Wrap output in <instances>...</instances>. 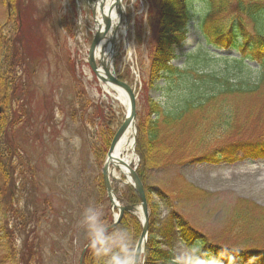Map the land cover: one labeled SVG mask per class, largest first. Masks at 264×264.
Wrapping results in <instances>:
<instances>
[{
    "label": "trees",
    "instance_id": "16d2710c",
    "mask_svg": "<svg viewBox=\"0 0 264 264\" xmlns=\"http://www.w3.org/2000/svg\"><path fill=\"white\" fill-rule=\"evenodd\" d=\"M145 1L150 34L145 88L153 89L158 98L146 96L142 113L137 114L135 151L143 184L148 171L207 162L214 155L226 161L240 159L237 153L264 156V0ZM2 3L9 6L10 17L0 25V264H41L38 248L27 238L19 246L18 237L34 232L25 229L34 224L36 215L22 203L26 184L36 183L19 135L31 122L43 124V129L48 125L41 116L46 112L30 110L27 91V64L42 41L37 23L34 30H22L25 10L20 0ZM190 26L201 34L204 45L181 54L183 64L175 66L177 49L184 46ZM134 36L140 47L143 30L139 22ZM213 50H231L234 55ZM119 80L124 82L122 77ZM34 114L41 117L34 119ZM101 118L104 128L95 134L100 144L94 151L99 164L114 135ZM144 188L150 215L144 264H172L175 237L184 246L198 245L203 258L215 264L264 263V248L253 247L263 229H257L259 236L243 250L214 244L173 210L171 196L161 190L157 195L169 211L167 219L158 222L150 189L145 184ZM99 192L105 195L102 180ZM115 193H119L116 188ZM118 201L125 206L139 204L130 187ZM235 215L242 226L264 224V209L249 201L239 200ZM121 226L130 230L136 245L141 233L138 219L122 211L112 228ZM80 264H95L88 248Z\"/></svg>",
    "mask_w": 264,
    "mask_h": 264
},
{
    "label": "rangeland",
    "instance_id": "374dc122",
    "mask_svg": "<svg viewBox=\"0 0 264 264\" xmlns=\"http://www.w3.org/2000/svg\"><path fill=\"white\" fill-rule=\"evenodd\" d=\"M20 1L25 10L22 30H34V22L37 23L42 41L41 48L27 64L30 110L46 112L41 116L48 125L43 129V124L31 122V127L19 135L36 183L26 184L22 203L29 211L35 210L36 215L34 224L25 229L34 232L19 236L18 245L25 238L32 242L39 250L41 264H78L87 244L85 232L79 227L84 208L89 203L102 206L108 224L115 214L106 194L99 192L103 164L94 156L100 144L95 134L104 128L101 116L115 133L123 121V110L103 94L86 62L95 29L90 10L97 0ZM122 5L125 12L119 35L114 39L112 67L114 75L121 76L131 86L136 112L141 114L146 96L158 98L153 89L145 88L150 34L144 20L148 4L145 0H122ZM7 17L8 11L0 0V25ZM135 22L143 30L140 47L134 41ZM184 44L177 49L175 66L183 64L181 54L203 45V39L190 26ZM215 52L234 54L230 50ZM41 116L33 115L34 119ZM249 118L244 120L250 121ZM214 156L207 162L169 166L145 174L150 201L157 207L156 220H166L169 211L157 195L161 190L171 196L173 210L212 243L243 250L257 239L260 228L263 235L260 234L258 245L253 247L264 248V224L242 226L235 215L239 200L264 209V157L226 161ZM124 182L121 176L111 182L119 195L126 188ZM136 211L133 208L131 213L136 215ZM174 241L172 258L184 247L176 237Z\"/></svg>",
    "mask_w": 264,
    "mask_h": 264
},
{
    "label": "clouds",
    "instance_id": "9594fccd",
    "mask_svg": "<svg viewBox=\"0 0 264 264\" xmlns=\"http://www.w3.org/2000/svg\"><path fill=\"white\" fill-rule=\"evenodd\" d=\"M79 227L85 232L87 248L95 264H144L130 230L123 226L110 227L102 206L89 203L82 212ZM172 264H215V261L205 260L201 248L193 244L182 247Z\"/></svg>",
    "mask_w": 264,
    "mask_h": 264
},
{
    "label": "bare ground",
    "instance_id": "6f19581e",
    "mask_svg": "<svg viewBox=\"0 0 264 264\" xmlns=\"http://www.w3.org/2000/svg\"><path fill=\"white\" fill-rule=\"evenodd\" d=\"M101 9H103V13L105 15V21L107 24V37L104 39L97 47L95 51V62L97 63L98 72L104 78H110L113 75V67H112V44L114 39L119 35L118 30L121 27V17L124 15V8L122 5V0H108L104 4H97L95 7V17H96V31L94 34L98 33V26L101 23L98 15L101 14ZM115 29V31H113ZM100 89L103 94L111 98L115 101L119 106H121L123 110V116L125 117L129 110V103L123 92H121L115 86L100 82ZM134 128L133 125H130L127 130L122 134V136L117 141L111 161L115 165L123 164L126 167L120 166V170L117 172L116 170L108 169L107 174L117 180L119 174H124L127 178L129 177L128 168H130L133 164L136 163V156L134 153ZM115 169V168H114ZM137 216H140L139 211Z\"/></svg>",
    "mask_w": 264,
    "mask_h": 264
},
{
    "label": "water",
    "instance_id": "95a60500",
    "mask_svg": "<svg viewBox=\"0 0 264 264\" xmlns=\"http://www.w3.org/2000/svg\"><path fill=\"white\" fill-rule=\"evenodd\" d=\"M101 1H105V0H101ZM94 13V11H93ZM101 20L102 23L98 26V33H96L93 37V40L91 42L89 51H88V62L89 65L93 71V73L95 74L96 78L104 83H108L111 84L113 86H115L116 88H118L121 92H123V94L125 95V97L128 100L129 103V110H128V114L125 117L124 121L122 122L121 126L119 127V129L117 130V132L115 133L109 149L107 151V155H106V161L104 164V167L102 169V178H103V185L107 194V198L109 199V202L111 204V208H116L118 211H126V212H131V210L133 209L132 207H127V206H122L117 202V198L114 194V191L111 187L110 181H109V175L107 174V169H108V165L110 164L113 168L117 169L118 171L120 170V166L126 167L123 164L120 165H115L113 164V162L111 161L112 158V154H113V150L114 147L117 143V141L119 140V138L122 136V134L127 130V128L130 125H133V128L135 126V119H136V105H135V99L134 96L132 94V92L125 87L123 84H121L120 82H118L116 80V78L114 77V75H112L110 78H104L103 76H101L98 72V68L97 65L95 63V51L98 47V45L107 37V24L105 21V15L103 13V9H101ZM133 146H135V144H133ZM129 172V177L127 178L124 174H122V176L124 178H127V183L125 185L130 186L135 193L138 196L140 205H139V211H140V222H141V234L139 237V240L136 244V248L138 253L142 254V258L144 255V251H145V244H146V240H147V236H148V227H149V213H148V207H147V202H146V197H145V191H144V187L143 184L141 182V180L139 179V177L137 176L136 170L133 168H128L127 169ZM113 180V179H112ZM119 214L117 215L116 220L114 221L112 226H115L118 221H119Z\"/></svg>",
    "mask_w": 264,
    "mask_h": 264
}]
</instances>
